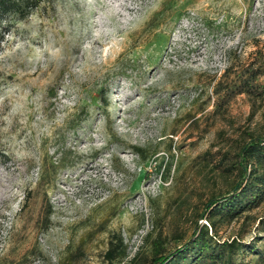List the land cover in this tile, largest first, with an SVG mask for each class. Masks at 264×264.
<instances>
[{
    "label": "rangeland",
    "instance_id": "1",
    "mask_svg": "<svg viewBox=\"0 0 264 264\" xmlns=\"http://www.w3.org/2000/svg\"><path fill=\"white\" fill-rule=\"evenodd\" d=\"M250 76L264 84V0H43L14 20L0 264H110L111 247L113 264H152L200 229L223 255L210 264H264V200L215 225L205 211L264 136Z\"/></svg>",
    "mask_w": 264,
    "mask_h": 264
},
{
    "label": "trees",
    "instance_id": "2",
    "mask_svg": "<svg viewBox=\"0 0 264 264\" xmlns=\"http://www.w3.org/2000/svg\"><path fill=\"white\" fill-rule=\"evenodd\" d=\"M43 0H0V41L10 30L14 20L26 19L39 7ZM254 77L245 79L248 91L255 95L264 94V84L256 86ZM233 168L239 172V177L230 193L214 197L207 204L208 218L215 225V216L220 215L230 219L237 218L245 207L259 206L264 200V136L251 134L239 146ZM204 214V213H203ZM202 214V215H203ZM120 242L122 240L120 239ZM115 247L108 251V259L113 264ZM222 252H217L212 237L207 229L194 233L183 246L176 251L162 256L153 257L152 264H208L222 258Z\"/></svg>",
    "mask_w": 264,
    "mask_h": 264
}]
</instances>
